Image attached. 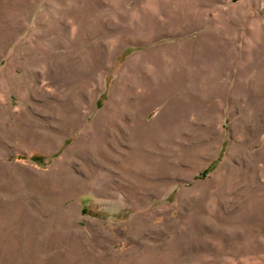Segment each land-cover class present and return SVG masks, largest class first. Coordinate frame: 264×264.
Segmentation results:
<instances>
[{
	"label": "rangeland",
	"instance_id": "rangeland-1",
	"mask_svg": "<svg viewBox=\"0 0 264 264\" xmlns=\"http://www.w3.org/2000/svg\"><path fill=\"white\" fill-rule=\"evenodd\" d=\"M263 151L264 0H0V264H264Z\"/></svg>",
	"mask_w": 264,
	"mask_h": 264
},
{
	"label": "crops",
	"instance_id": "crops-1",
	"mask_svg": "<svg viewBox=\"0 0 264 264\" xmlns=\"http://www.w3.org/2000/svg\"><path fill=\"white\" fill-rule=\"evenodd\" d=\"M200 39L194 40L192 43H188L189 48H186L185 54H187V76L188 80L190 83L186 85V87L197 90L198 95L203 94V90H209L213 89L214 91H219L223 89V81L221 79V74L225 72V61L219 60V56L216 55V57L212 58L211 57V52H206L205 48V43L199 41ZM187 46V45H186ZM180 51L184 50L183 47L178 46ZM179 51V52H180ZM181 56L180 58V63H177L178 67L184 66V60L186 57L183 56V52L180 53ZM193 81V83H191ZM222 82V83H221ZM167 84V83H164ZM167 86V85H166ZM174 87V86H173ZM225 87V86H224ZM221 88V89H220ZM165 87L162 84L159 87V91L162 92L165 91ZM204 90V91H205ZM209 90V91H211ZM156 93L153 94L152 96H149V99H146L145 104H143L145 107L149 106V104L152 103H158L164 100V95L162 93ZM210 95V92H209ZM151 97V98H150ZM134 119V129L135 130H146L147 126L146 125H140V115L137 113L133 117ZM156 124V122H154Z\"/></svg>",
	"mask_w": 264,
	"mask_h": 264
},
{
	"label": "bare ground",
	"instance_id": "bare-ground-1",
	"mask_svg": "<svg viewBox=\"0 0 264 264\" xmlns=\"http://www.w3.org/2000/svg\"><path fill=\"white\" fill-rule=\"evenodd\" d=\"M112 112V111H111ZM111 114V113H110ZM114 124V123H113ZM92 140V139H91ZM86 142V141H85ZM84 142V143H85ZM90 143V142H89ZM86 145V144H85ZM84 144H82V146L84 147L85 146ZM90 147H92V146H89V148ZM80 149H81V147H79ZM83 151V150H82ZM264 152V151H263ZM236 156H237V154H236ZM228 158H230V157H228ZM229 162L230 161H227L225 164H224V167L227 169V170H230V171H232V168H233V166L230 164L229 165ZM237 170H238V168L237 167H234V169H233V173H236L237 172Z\"/></svg>",
	"mask_w": 264,
	"mask_h": 264
}]
</instances>
